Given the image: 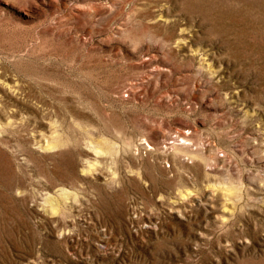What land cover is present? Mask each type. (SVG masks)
Here are the masks:
<instances>
[{
	"label": "rangeland",
	"instance_id": "1",
	"mask_svg": "<svg viewBox=\"0 0 264 264\" xmlns=\"http://www.w3.org/2000/svg\"><path fill=\"white\" fill-rule=\"evenodd\" d=\"M0 264H264V0H0Z\"/></svg>",
	"mask_w": 264,
	"mask_h": 264
},
{
	"label": "bare ground",
	"instance_id": "2",
	"mask_svg": "<svg viewBox=\"0 0 264 264\" xmlns=\"http://www.w3.org/2000/svg\"><path fill=\"white\" fill-rule=\"evenodd\" d=\"M184 4V3H183ZM2 81V80H1ZM86 152V151H85ZM52 186V185H51ZM73 190V189H72ZM46 205V204H45Z\"/></svg>",
	"mask_w": 264,
	"mask_h": 264
}]
</instances>
